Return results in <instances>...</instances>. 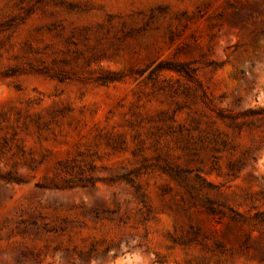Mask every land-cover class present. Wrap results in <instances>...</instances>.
<instances>
[{
  "label": "rangeland",
  "instance_id": "rangeland-1",
  "mask_svg": "<svg viewBox=\"0 0 264 264\" xmlns=\"http://www.w3.org/2000/svg\"><path fill=\"white\" fill-rule=\"evenodd\" d=\"M262 108L264 0H0V264H264Z\"/></svg>",
  "mask_w": 264,
  "mask_h": 264
},
{
  "label": "trees",
  "instance_id": "trees-1",
  "mask_svg": "<svg viewBox=\"0 0 264 264\" xmlns=\"http://www.w3.org/2000/svg\"><path fill=\"white\" fill-rule=\"evenodd\" d=\"M252 111L251 109L246 110L245 112ZM259 112H264V108L260 109Z\"/></svg>",
  "mask_w": 264,
  "mask_h": 264
}]
</instances>
